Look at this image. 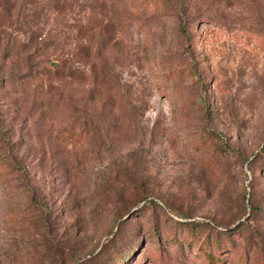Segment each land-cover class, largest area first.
Returning a JSON list of instances; mask_svg holds the SVG:
<instances>
[{
    "label": "rangeland",
    "instance_id": "1",
    "mask_svg": "<svg viewBox=\"0 0 264 264\" xmlns=\"http://www.w3.org/2000/svg\"><path fill=\"white\" fill-rule=\"evenodd\" d=\"M0 264H264V0H0Z\"/></svg>",
    "mask_w": 264,
    "mask_h": 264
},
{
    "label": "trees",
    "instance_id": "2",
    "mask_svg": "<svg viewBox=\"0 0 264 264\" xmlns=\"http://www.w3.org/2000/svg\"><path fill=\"white\" fill-rule=\"evenodd\" d=\"M12 47H14V45H8L6 50H12ZM52 47H57V44H52ZM54 68V67H53ZM12 163V162H11ZM239 225V223H237L236 225H233L232 227H229L230 231H233L234 233H237V226ZM218 232H220V230L218 229ZM216 242L218 243V240H216ZM216 254L213 252H209L205 255V258L208 259V262L212 263L215 259H216Z\"/></svg>",
    "mask_w": 264,
    "mask_h": 264
},
{
    "label": "water",
    "instance_id": "3",
    "mask_svg": "<svg viewBox=\"0 0 264 264\" xmlns=\"http://www.w3.org/2000/svg\"><path fill=\"white\" fill-rule=\"evenodd\" d=\"M50 64H53V62H51Z\"/></svg>",
    "mask_w": 264,
    "mask_h": 264
}]
</instances>
